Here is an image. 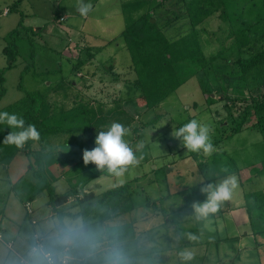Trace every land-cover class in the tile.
Returning a JSON list of instances; mask_svg holds the SVG:
<instances>
[{
	"label": "rangeland",
	"instance_id": "obj_1",
	"mask_svg": "<svg viewBox=\"0 0 264 264\" xmlns=\"http://www.w3.org/2000/svg\"><path fill=\"white\" fill-rule=\"evenodd\" d=\"M135 1L84 0L93 6L84 17L76 9L77 0H21L17 11L10 9L18 0H0V71L8 67L3 52L7 45L5 37L19 28L22 17L26 28L41 30L28 37L23 29L24 38L18 40L20 53L16 65L5 74L6 93L0 99V110L18 102L27 93L44 96L43 99L52 102L59 98V104L66 103L67 109L73 107L75 95H82L85 102H103L107 107L115 97L136 98L140 93H133L131 89L136 74L122 32L132 20L152 10L159 1L145 4L141 10L125 7ZM183 1L168 2L154 11L153 20L164 27V33L171 40L193 30L190 20L181 13L185 7ZM250 7L249 4L244 6V14ZM57 16L61 18L56 20ZM251 21L248 18L245 24ZM230 28L219 14L198 27L207 57L220 52L225 58H236L231 48L234 40L228 37L232 32ZM109 40L115 41L110 44ZM88 51L94 54L91 59ZM81 60L88 63L78 72L74 65ZM67 94L69 98L65 101ZM225 96L246 98L248 92L227 87L213 73H199L145 115L138 108L129 107L134 116H139L134 127L141 128L143 123L151 121L154 125L143 128L138 136L129 128L130 134L125 139L136 151L138 163L129 166L121 176L106 168L97 170L92 163L84 164L83 150H91L96 145L90 146L80 139L79 133L59 135L60 153L69 157L67 167L71 168L54 164L55 176L48 173L46 180L38 179L30 165L25 170L20 155L11 167L16 171L9 172L0 164V208L5 210L7 222L32 237L35 232L46 234L53 229V232L61 230L58 217L48 203L49 194L42 189L50 183L61 196L76 186L82 192L79 198L72 197L70 203L60 208L75 215L65 218V225L85 226L87 230L83 238L92 245L80 249L90 255L87 264H183L178 253L184 249L194 253V259L187 264H264V233L261 232L264 225H259V230L254 225L258 230L254 235L251 219L255 216L243 207L246 194L264 192V135L248 129L217 147L214 145L211 154L201 151L194 158L182 146V141L171 135L173 128L192 119L210 126L212 143L219 139L221 132L226 133L224 136L229 134L230 130L221 128L224 122L231 124V119H227ZM158 115L162 119L157 120ZM57 121L59 118L53 125L60 127L61 121L56 125ZM62 122L63 127H68L67 121ZM140 142L144 147L136 150ZM65 143H71L72 148H67ZM54 161L51 160V164ZM49 163L45 164V170L49 169ZM18 168L25 172H18ZM60 174L63 177L58 178ZM233 174L239 183L233 199L225 202L215 215L197 220L191 205L206 199L200 188ZM95 175L99 177L87 184ZM126 183L131 184L137 207L131 214L104 221L107 209L100 205L79 215L83 208L78 199L90 193L99 199L104 192ZM162 198H165L160 205L162 209L146 205L148 200ZM27 201H31L35 209L33 218L38 221L37 225L32 224V217L26 212ZM50 213L52 218H48ZM189 234L197 239L190 240ZM5 235L9 239L11 232ZM15 238L13 249L0 242V264H21L19 256L31 264H46L41 251L39 258L36 252L28 254L27 250L35 245L34 237L25 240L24 236L17 238L16 235ZM100 249L105 251L97 255Z\"/></svg>",
	"mask_w": 264,
	"mask_h": 264
},
{
	"label": "trees",
	"instance_id": "obj_2",
	"mask_svg": "<svg viewBox=\"0 0 264 264\" xmlns=\"http://www.w3.org/2000/svg\"><path fill=\"white\" fill-rule=\"evenodd\" d=\"M157 1L159 2L152 10H148L137 19L132 20L122 32L127 50L131 56V67L136 74L131 89L133 93L138 91L140 94L136 98L115 97L112 99L110 107H107L103 102H85L82 95H75L73 107L67 109L66 103L59 104V98L52 102L43 99L44 96L27 93L24 98L0 111H7L10 114L23 117L26 125L35 124L41 133L40 139L36 142L28 141L21 148L5 144L3 142L4 138L12 129L0 124L1 165L10 166L20 152H25L31 158L30 166L35 176L38 179L46 180L44 169L48 161L56 160L55 164L64 166L66 169L69 165V157L61 154L59 150L58 138L60 134L68 136L67 133H79L80 139L83 138L89 142L90 146H95L94 141L98 132L101 130L106 131L111 123L118 122L127 128H132L138 136L143 128L153 126L154 122L143 123L141 128L134 127L139 116H134L129 107L138 108L145 115L149 111L158 108L178 91L188 79L199 73H213L227 87L248 92L246 98L224 97L227 101L225 109L229 115L227 119H231V124H228V121L224 122L221 128L223 131L226 129L231 132L225 136L226 133L221 132L219 139L213 145L217 147L224 140H230L248 129H254L264 135V26H261L264 24V0H257L258 2L254 0H182L181 3L185 7L181 13L190 20L193 30L176 40L169 39L164 33V27L157 22L152 23V20L154 19V11L157 8L163 7L168 2H180V0ZM20 2L21 0H18L10 10L17 11V5ZM151 2H154V0H136L127 3L125 7H134L141 10V7ZM246 4L251 7L245 15L244 6ZM215 14H219L222 21L230 24L232 32L228 37L234 40L231 46L236 55L234 60L225 58L224 54L220 52L211 57H207L204 53L200 42L201 31L198 30V27ZM60 18L61 16H57L56 20ZM248 18L252 21L246 25V19ZM23 19L24 17H22L19 28L14 29L5 37L7 45L3 52L8 60V67L0 71V99L6 93L5 74L7 70L15 67L20 53L18 40L24 38L23 29H26H24V32L28 37L41 32V30L35 31L32 28H26ZM21 27L22 29H20ZM259 28L262 29L258 30ZM114 41L109 40V43L111 44ZM88 49L92 50V48ZM88 55L90 59L94 56L89 51ZM87 63V60H81L74 67L79 72ZM67 98H69L68 94L65 96V101ZM93 104H96V106L93 107ZM58 118L59 121L56 122V125L61 121L58 123L60 127L53 125L54 119ZM156 119L160 120L162 117L158 115ZM63 120L68 122V127H63ZM65 146L69 149L72 148L71 143H65ZM196 154V152H191L192 157H195ZM63 174L58 175V178L63 177ZM98 177L99 175H95L86 183L89 184ZM43 190H46L49 194L50 201L48 203L52 207L53 213L58 217L62 233L72 239L76 255L82 259L81 264H86L89 259L81 252L78 240V236L85 232L86 228L84 226L77 230H69L64 220L75 215L60 208L61 205L68 203L72 197L77 196L79 198L82 192L75 186L59 196L50 183H47ZM133 196L131 184L129 183L104 192L99 199L90 193L85 195L83 199H78L80 206L83 208L79 215L84 214L91 207L103 205L107 209L104 214V221L117 219L136 210ZM245 198L244 208L247 209L249 214L253 212L255 217L250 216L252 218L251 223L252 226L255 225L258 229L259 225H264V192L248 193ZM164 199L148 200L146 205L158 210L161 208L160 205H163ZM258 211L259 217L257 216ZM256 228H252L254 235L258 234L256 231L259 229ZM132 232L135 235L134 228ZM261 232L264 233V229Z\"/></svg>",
	"mask_w": 264,
	"mask_h": 264
},
{
	"label": "clouds",
	"instance_id": "obj_3",
	"mask_svg": "<svg viewBox=\"0 0 264 264\" xmlns=\"http://www.w3.org/2000/svg\"><path fill=\"white\" fill-rule=\"evenodd\" d=\"M91 3L77 0L76 9L81 16L86 17L92 10ZM0 124L11 128L12 131L4 138L5 144L23 147L28 141H39L41 133L35 124H27L23 117L0 111ZM211 128L206 124L192 119L179 128H173L171 135L182 141V146L188 152H203L211 154L214 145L210 137ZM130 134V129L118 122H113L107 130H101L95 137V147L91 150H83V162L85 165L92 163L97 170L107 169L108 172L121 176L128 169L138 163L136 151L125 139ZM136 150L143 149L144 144L138 143ZM239 187L238 179L233 174L221 179L219 182L204 184L200 191L206 195L203 202L196 201L191 207L197 220H204L215 215L225 202L231 201ZM188 238L195 241L196 236L189 234ZM35 255L39 258L42 254L37 251ZM183 264L194 259V253L184 249L178 253Z\"/></svg>",
	"mask_w": 264,
	"mask_h": 264
},
{
	"label": "crops",
	"instance_id": "obj_4",
	"mask_svg": "<svg viewBox=\"0 0 264 264\" xmlns=\"http://www.w3.org/2000/svg\"><path fill=\"white\" fill-rule=\"evenodd\" d=\"M7 10V9H6ZM6 12H8V11H6ZM74 89L76 88L75 86H76V82L74 83ZM54 121H55V119H54ZM24 154H22V153H19L18 155H20V158H21V160H22V165L21 166H25V170H27L28 169V166L30 165V162H31V158L28 156V154L27 153H25V152H23ZM18 155L16 156V158L18 157ZM23 156V157H22ZM16 158L14 159V161L13 162H15V160H16ZM12 162V164L10 165V166H8L7 168H8V171L10 172H13V170L14 171H16V169L14 168H11L12 166H13V163ZM56 163V161H54L52 164H51V162L49 163V169L48 170H45L44 169V173H45V175L47 176L48 175V173H49V175L51 174V175H53V176H55L54 175V164ZM24 169L23 170H20V168H18L17 170H18V172H20L21 171V173H24L25 171H24ZM30 170H31V167H30ZM48 171V172H47ZM66 177V176H65ZM72 199V198H71ZM70 199V201L68 202V203H70L72 200ZM27 202H31V201H27ZM67 203V204H68ZM31 204H32V202H31ZM241 205H242V203H241ZM243 207H245V204L243 203ZM25 208H26V203H25ZM34 209V208H33ZM34 211H35V209H34ZM27 212V211H26ZM50 217H48V218H52L51 217V213H50V215H49ZM7 219H8V216H6V214H5V210L4 209H2V208H0V227H1V230L3 231V234H4V239H6V242H8V243H13V245H14V243H15V241H16V235H17V238H19V237H23L24 236V239L25 240H29V239H32L33 237L35 238V235H40L41 236V238L43 239V245H44V247H43V251L44 252H49V253H52V254H55V255H58V256H63L64 255V252H65V249H66V247H71L72 248V250H71V252H69V255H70V257L72 258V260L70 261V264H81L82 263V259L81 258H79L77 255H76V252H75V249H74V247H73V245H72V243H73V241H72V239L68 236V235H65V234H63L62 233V231L61 230H57L56 229V227H55V230H57V232H53L54 231V229L52 230V232H46V234H44L43 232H41V233H38V232H35L34 233V235H33V237H32V235L30 236V235H25L24 233V231L22 230V229H19V228H16V226H14L13 224L11 225L10 223H8L7 222ZM38 222V221H37ZM33 224V223H32ZM48 224H49V226L51 225V222L49 221L48 222ZM67 225V224H66ZM67 227H68V229L69 230H71V231H73V230H77V229H79V228H81V227H78V226H73L72 225V227L70 228V226L69 225H67ZM11 232V236H10V238L8 239V237L6 238V235H5V233L8 235L9 233ZM24 232V233H23ZM87 232V230L85 231V232H83L82 234H80L79 236H78V240H79V243H80V246H81V249H85L86 248V246H89V245H92V244H90V241H84V238H83V236H84V234ZM32 234V233H31ZM22 242V241H21ZM36 242V241H35ZM23 243V242H22ZM7 247V246H6ZM82 250V251H83ZM27 251H29V255L31 256L32 255V249L31 250H27ZM81 251V252H82ZM105 250H103V249H100L99 250V252H98V254L97 255H99V254H101V253H103ZM83 254L86 256V257H90V255H87L86 253H84L83 252ZM20 254H18V256H19ZM20 258H22L21 256H19ZM105 263H106V261H105ZM87 264V263H86Z\"/></svg>",
	"mask_w": 264,
	"mask_h": 264
},
{
	"label": "built area",
	"instance_id": "obj_5",
	"mask_svg": "<svg viewBox=\"0 0 264 264\" xmlns=\"http://www.w3.org/2000/svg\"><path fill=\"white\" fill-rule=\"evenodd\" d=\"M26 211L27 214L32 217V223L33 225H37V220L33 218L35 211L33 209V206L30 202L26 203ZM35 245L32 249L33 252L41 251L43 253L44 259L46 261V264H70V261L72 258L69 255L70 248H66L63 256H58L49 252L43 251V239L40 235H35ZM0 242H3L9 249H13V243H8L4 239L3 231L0 227ZM21 264H31L29 261L25 260L24 258H21Z\"/></svg>",
	"mask_w": 264,
	"mask_h": 264
},
{
	"label": "water",
	"instance_id": "obj_6",
	"mask_svg": "<svg viewBox=\"0 0 264 264\" xmlns=\"http://www.w3.org/2000/svg\"><path fill=\"white\" fill-rule=\"evenodd\" d=\"M152 23H155V20H152Z\"/></svg>",
	"mask_w": 264,
	"mask_h": 264
}]
</instances>
